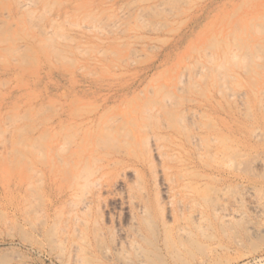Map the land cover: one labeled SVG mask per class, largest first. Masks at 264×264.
<instances>
[{"label": "rangeland", "instance_id": "rangeland-1", "mask_svg": "<svg viewBox=\"0 0 264 264\" xmlns=\"http://www.w3.org/2000/svg\"><path fill=\"white\" fill-rule=\"evenodd\" d=\"M0 132V264H264V0H0Z\"/></svg>", "mask_w": 264, "mask_h": 264}, {"label": "bare ground", "instance_id": "bare-ground-1", "mask_svg": "<svg viewBox=\"0 0 264 264\" xmlns=\"http://www.w3.org/2000/svg\"><path fill=\"white\" fill-rule=\"evenodd\" d=\"M53 4V3H52ZM21 5V4H20ZM32 6V5H31ZM24 9V8H23ZM43 14V13H42ZM88 18V17H87ZM86 18V19H87ZM101 30V29H100ZM44 32V31H43ZM259 32V31H258ZM58 37H60V36H58ZM69 40V39H68ZM233 44V43H232ZM247 49V48H246ZM256 53V52H255ZM55 54V53H54ZM103 55V54H102ZM243 58V57H242ZM66 59V58H65ZM71 60V59H70ZM236 61V60H235ZM249 61V60H248ZM211 62V61H210ZM235 65V64H234ZM187 77V76H186ZM219 80V79H218ZM222 80V79H221ZM220 80V81H221ZM183 83V82H182ZM186 83V82H185ZM237 84V83H236ZM181 85V84H180ZM225 88V87H224ZM238 88V87H237ZM186 92V91H185ZM220 92V91H219ZM169 98V97H168ZM142 120V119H141ZM146 120H147V118H146ZM145 121V120H144ZM150 121V120H149ZM179 122V121H178ZM116 123V122H115ZM198 124V123H197ZM174 126V125H173ZM1 133V132H0ZM109 135V134H108ZM111 135V134H110ZM126 135H128L127 133H126ZM109 138H111V137H109ZM134 138V137H133ZM136 138V137H135ZM161 138V137H160ZM189 138H191V137H189ZM18 139V138H17ZM131 139V138H130ZM104 140H106V139H104ZM107 140H109V139H107ZM34 141H35V139H34ZM114 141H116V140H114ZM99 142V141H98ZM111 142H113V141H111ZM123 142V141H122ZM192 142V141H191ZM65 143V142H64ZM100 143V142H99ZM126 143V142H125ZM193 143V142H192ZM18 144H20L19 142H18ZM18 144H16V145H18ZM101 144V143H100ZM107 144V143H106ZM144 145V144H143ZM64 146V145H63ZM115 146V145H114ZM31 147H32V145H31ZM35 148V147H34ZM37 148H38V146H37ZM116 149V148H115ZM223 150H224V148H222ZM37 151V150H36ZM35 151V152H36ZM221 151V150H220ZM38 153V152H37ZM20 154V153H19ZM220 154V153H219ZM21 156V155H20ZM23 158V157H22ZM224 163V162H223ZM192 170V169H191ZM183 172V171H182ZM181 173V172H180ZM179 172H178V176L180 177V175H181V178H182V173L180 174ZM177 174V173H176ZM103 175L104 174H102V177H103ZM92 176V175H91ZM101 177V175H100V178H102ZM188 177V176H187ZM99 179V178H98ZM98 179H96V180H98ZM180 179V178H179ZM84 180V179H83ZM171 180V179H170ZM181 180H183V179H181ZM85 182H86V180H84ZM39 182V181H38ZM169 182V181H168ZM180 182H182V181H180ZM191 182V181H190ZM171 183V182H170ZM185 183H188V182H185ZM100 184V183H99ZM193 184V183H192ZM115 185V184H114ZM81 186V185H80ZM181 186V185H180ZM97 187V186H96ZM178 187V186H177ZM183 187V186H182ZM181 187V188H182ZM191 187V186H190ZM189 187V188H190ZM194 187H195V185H194ZM169 188V187H168ZM184 188V187H183ZM193 188V187H192ZM187 190H188V187H187ZM193 190V189H192ZM172 191V190H171ZM170 191V192H171ZM193 192V191H192ZM199 192V191H198ZM190 194V193H189ZM216 194V193H215ZM176 195V194H175ZM224 195V194H223ZM206 196V195H205ZM185 197V196H184ZM248 197V196H247ZM173 199V198H172ZM192 199V198H191ZM181 201V200H180ZM191 201V200H190ZM90 203H92V202H90ZM186 203H187V201H186ZM252 204V203H251ZM253 204H255V202L253 203ZM82 205V204H81ZM85 205H86V203H85ZM259 205V204H258ZM258 205H251L252 207H253V210L255 209V211L257 210L258 212H259V210H261V206L259 207ZM87 206V205H86ZM83 207V206H82ZM141 207V206H140ZM140 207H139V211L140 212H144V207H143V210L142 209H140ZM216 208V207H215ZM219 208H221V207H219ZM86 210L87 209V207L86 208H82V211L83 210ZM138 209V208H137ZM177 209H179V208H177ZM181 209V208H180ZM186 209V208H185ZM189 209H190V207H189ZM259 209V210H258ZM148 210H150V209H148ZM219 210V209H218ZM180 211V210H179ZM215 211H217V210H215ZM36 212V211H35ZM219 212H221V218H222V220H224L225 221V217L227 216H229V213H227V215L225 216V208H223L222 207V209H220V211ZM133 213V212H132ZM182 213V212H181ZM181 213H179V214H181ZM233 214V213H232ZM231 215V214H230ZM146 218V217H145ZM144 222V221H143ZM143 225V224H142ZM21 226V225H20ZM179 226V225H178ZM178 226H176V227H178ZM184 226H179V228L177 229V234H181V233H184L185 232V230H184V228H183ZM223 227V226H222ZM139 230V229H138ZM165 231V230H164ZM121 232H123V230L121 231ZM81 233V232H80ZM82 234V233H81ZM168 235V234H167ZM82 236V235H81ZM124 236H125V238H124V245H126V246H129V247H132L133 245H134V241H131V239H130V237H129V235H128V233L126 232L125 234H124ZM170 236V235H169ZM80 238V237H79ZM78 238V239H79ZM168 239H169V237H168ZM170 240V239H169ZM55 241V240H54ZM83 241V240H82ZM84 242V241H83ZM164 244V243H163ZM182 244H184L183 242H182ZM122 245V244H121ZM120 245V246H121ZM172 245V244H171ZM167 248V247H166ZM175 248H176V246H175ZM171 249V248H170ZM178 249V248H177ZM166 250V249H165ZM168 250V249H167ZM166 254V253H165ZM175 253H172V255H174ZM157 255V254H156ZM161 256H163V255H161Z\"/></svg>", "mask_w": 264, "mask_h": 264}]
</instances>
